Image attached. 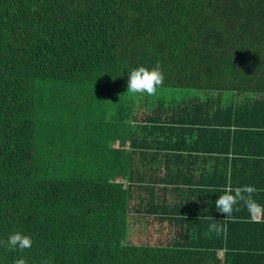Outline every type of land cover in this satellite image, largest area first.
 Returning a JSON list of instances; mask_svg holds the SVG:
<instances>
[{
  "label": "trees",
  "instance_id": "16d2710c",
  "mask_svg": "<svg viewBox=\"0 0 264 264\" xmlns=\"http://www.w3.org/2000/svg\"><path fill=\"white\" fill-rule=\"evenodd\" d=\"M157 61L160 88L207 94L120 100L109 138L67 151L56 101H107ZM263 132L264 0H0V264H234L227 232L251 213L215 200L251 185L264 207V165L237 148ZM16 231L30 249L8 250Z\"/></svg>",
  "mask_w": 264,
  "mask_h": 264
},
{
  "label": "rangeland",
  "instance_id": "374dc122",
  "mask_svg": "<svg viewBox=\"0 0 264 264\" xmlns=\"http://www.w3.org/2000/svg\"><path fill=\"white\" fill-rule=\"evenodd\" d=\"M59 94L61 95V93ZM206 94L207 91L199 89L158 87L156 94L148 96L147 94H133L127 92L126 87L125 89L115 91L112 97L106 96L105 98L107 101H102L101 98L98 99V96L91 92L87 96L85 94H75L74 96H69V98H66L64 101L57 100L54 106L56 110H58L56 117L73 126L71 131L68 128L65 129V144L69 143L72 148L67 151H79L78 146H74V144L78 141L84 142L85 137H88L89 140L96 138H103L105 140L111 136L109 131L114 128V121L118 120L117 116L122 112L121 109H123V107L120 108L122 104L129 105L131 100H135V103H141L142 101L151 103L156 98H182L184 96L194 95L204 97ZM225 96L229 97V94L227 95L225 93ZM120 100H122V104L119 103ZM116 105L120 109L116 108L117 110L114 114V111L112 112L108 106L111 108ZM102 108L104 110H102ZM126 110L127 108L125 111ZM116 142L114 145H116ZM140 228L141 226L138 225L131 227L132 230L137 232ZM141 233L142 232H138V234L136 233L128 239L135 244L149 240L146 235ZM149 243L152 244L153 242L149 240Z\"/></svg>",
  "mask_w": 264,
  "mask_h": 264
},
{
  "label": "clouds",
  "instance_id": "9594fccd",
  "mask_svg": "<svg viewBox=\"0 0 264 264\" xmlns=\"http://www.w3.org/2000/svg\"><path fill=\"white\" fill-rule=\"evenodd\" d=\"M165 80L164 71L159 61L152 68L145 66H138L130 70L128 73L127 92L133 94H147L152 96L156 94L158 87H160ZM257 191L254 186L243 185L232 187L227 185L222 194L215 200V207L225 220H231L234 211H239L237 207L241 202L252 214L264 215V209L254 200L253 194ZM256 219V216H253ZM211 231L219 232L221 229L216 223L209 226ZM0 243H5L0 241ZM33 244V239L30 235H26L21 231H16L9 235L6 247L9 251L19 250L23 252L30 249ZM13 264H29L25 257H20L13 260ZM43 264H50L49 260H44Z\"/></svg>",
  "mask_w": 264,
  "mask_h": 264
},
{
  "label": "crops",
  "instance_id": "0c3cea01",
  "mask_svg": "<svg viewBox=\"0 0 264 264\" xmlns=\"http://www.w3.org/2000/svg\"><path fill=\"white\" fill-rule=\"evenodd\" d=\"M256 145L242 146V141L237 142V148H241L240 155L238 156L243 159H254L258 162H261L264 165V132L261 136V139L257 141ZM256 149L257 154L249 153V156H246L245 153H242L243 150L249 151L250 149ZM244 157V158H243ZM241 162V161H240ZM242 162L239 166H236L234 169L236 172L242 170ZM264 171V170H263ZM243 175V172H242ZM264 176L260 174L259 177ZM242 179V178H241ZM264 180V179H263ZM264 191V190H262ZM261 206V205H260ZM262 209L264 207L261 206ZM227 235L232 242L239 245L238 249L234 254V264H264V216L261 215L259 219H253V214L251 213L250 217L244 218L243 220L232 222L231 226L228 229ZM236 245V246H237ZM224 250H218V255L222 257Z\"/></svg>",
  "mask_w": 264,
  "mask_h": 264
},
{
  "label": "built area",
  "instance_id": "2783aa9c",
  "mask_svg": "<svg viewBox=\"0 0 264 264\" xmlns=\"http://www.w3.org/2000/svg\"><path fill=\"white\" fill-rule=\"evenodd\" d=\"M256 216V219H259L261 217V214L257 213V214H253V216Z\"/></svg>",
  "mask_w": 264,
  "mask_h": 264
}]
</instances>
